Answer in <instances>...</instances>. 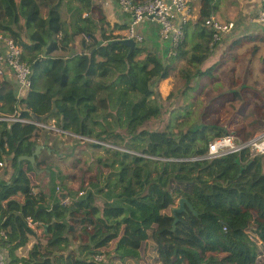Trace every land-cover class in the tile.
I'll return each mask as SVG.
<instances>
[{"label": "trees", "instance_id": "1", "mask_svg": "<svg viewBox=\"0 0 264 264\" xmlns=\"http://www.w3.org/2000/svg\"><path fill=\"white\" fill-rule=\"evenodd\" d=\"M147 1L132 0L135 6ZM65 5L70 23L62 14ZM100 11L93 0H0V35L23 48L32 69L25 99L0 78V113L18 112L30 121L36 115L46 126L53 119L82 151L107 154L93 159L109 171L102 178L98 167L75 190L43 159L59 152L50 144L34 164L19 161L34 155L49 130L0 122V168L13 170L8 180L0 176V229L6 231L0 245L16 264H264V156L254 158L247 149L199 159L218 138L249 141L264 131V83L233 81L213 99L221 111L212 124L204 119L217 115V106L209 103L190 122L189 101L170 110L165 130L145 126L167 113L163 105L173 97L163 100L157 86L171 78L177 63L185 99L195 83L215 79L218 63L212 61L225 51L205 25L213 0H203L198 22L185 27L183 42L164 57L145 45L144 36L135 49L120 43L126 36L115 35ZM260 43L262 36L241 37L224 54L246 47L255 57ZM74 153L73 147L58 159ZM13 154L6 166L5 157ZM38 170L48 175L39 187L31 178ZM180 199L199 215L187 209L174 228ZM29 221L40 226L34 230ZM251 223L257 236L249 239ZM20 248L28 249L27 257H18Z\"/></svg>", "mask_w": 264, "mask_h": 264}, {"label": "rangeland", "instance_id": "2", "mask_svg": "<svg viewBox=\"0 0 264 264\" xmlns=\"http://www.w3.org/2000/svg\"><path fill=\"white\" fill-rule=\"evenodd\" d=\"M196 7V3L194 2V8ZM99 11V10H98ZM101 12V11H100ZM100 12H97V16L100 15ZM103 13V12H102ZM34 31V29L32 30ZM34 33V32H32ZM232 38L233 36L230 35ZM235 37V36H234ZM25 40V36H24ZM223 49L220 51L227 52L228 47H230L228 42L226 41L222 42L221 45H223ZM252 48V46H247ZM246 47H243L241 49H238L235 51V56H228L227 54H220L217 59H214L212 63L217 62V72L215 74V79L213 81H209L208 79H204L202 84L198 85L195 83L194 86L196 89L192 91L193 96H188L186 99L183 98L181 95L180 90L183 88L184 82L179 75V71L182 68V65L176 64L175 71L171 78H169L167 81L160 83L157 86L158 91L160 92L163 100H168L170 95H172V100H168L166 103H164L163 108L167 111V113H164V117L161 120H154L149 123H147L145 126L148 130H165L168 122H169V113L171 109H180L183 107H186L188 105L187 102L190 101V110L191 115L187 120L196 121L199 116L206 111V106L211 103L214 106L218 105V102L213 99H215L217 96L221 94L223 91H227L232 88L233 81L236 80H243V85L245 86L246 83H263L264 82V64L263 59L259 57L261 53V49L259 50L257 56H252L250 53L246 52ZM227 55V56H226ZM244 55L245 57H243ZM176 97V98H174ZM192 97V98H191ZM172 101L174 104H172ZM220 105L217 106V115L216 114H210L207 118L204 119V123L206 124H212L216 120H219V114L221 111ZM165 111V112H166ZM179 111V110H177ZM179 113V112H177ZM179 115V114H177ZM176 117V114L175 116ZM178 117V116H177ZM175 118L174 126L177 124L178 118ZM53 119H49L48 123L51 124L52 122L55 123V121H52ZM220 122V121H219ZM44 125V124H43ZM52 125V124H51ZM43 129L49 130L50 132H47V138H44L43 141H41L42 149L45 147V145L50 144L52 147L57 148L59 152H55L56 154H44L43 159L48 160V165H52L55 170L59 169L63 172L64 176L67 178L66 182L67 184L72 187L75 190H79L82 186V182L85 181V183L90 182V180L95 177L98 173V167L102 168V175L103 177L108 176L109 171L106 168H103L99 163L94 160L95 158L101 154H104L106 157L107 154H105L103 151L100 150H89V152L82 151L83 149L78 148L75 146L74 140L70 139L68 135H63L62 132L58 129L56 125H54L55 129H50L48 126H39ZM50 136V137H49ZM73 147L75 148V153L73 156H67L63 160H59L58 158L62 156L65 152H70ZM90 153H93V156H90ZM108 156V155H107ZM94 158V159H93ZM45 169V167H44ZM44 172H47L46 170H38L37 175L38 178L31 176L33 184L34 185H46L48 183V175L44 174ZM6 173V174H5ZM13 173V170L10 168H1V175H3V178L8 180L11 178V175ZM44 175V176H43ZM45 177V178H44ZM37 187V188H38ZM39 192L38 189H35V194ZM191 210L196 211L193 207ZM190 210V211H191ZM37 225V224H36ZM40 225H37L34 230H37V227ZM253 228H249L246 230L249 233L255 230V225L252 226ZM257 229V228H256ZM32 244L34 245V240H31ZM30 244V247L31 245ZM28 250L27 249H21L19 256L20 258H25V256H28Z\"/></svg>", "mask_w": 264, "mask_h": 264}, {"label": "built area", "instance_id": "3", "mask_svg": "<svg viewBox=\"0 0 264 264\" xmlns=\"http://www.w3.org/2000/svg\"><path fill=\"white\" fill-rule=\"evenodd\" d=\"M119 5L125 12L130 13L133 18L126 38L140 43L143 41V36L138 32L137 28L146 20L152 19L160 27L161 39L169 41L172 47H176L183 42L185 27L192 19V11L187 0H149L139 6H135L132 0H119ZM258 22L264 24V0H261ZM205 25L213 32L215 42L225 39L236 29L235 23L222 22L215 17L207 19ZM0 45L4 46V50L0 54V77L8 72H12L15 75L19 86V97H17L18 100H21V96L31 89V66L23 60V48L17 45L12 38L0 35ZM0 122L33 123L38 126H46L23 118L18 112L13 115L0 113ZM51 124L48 125V128L58 131L54 127L55 123L52 122ZM247 149L251 151L254 158L264 156V131L249 141H240L232 135L218 138L209 144L207 154L199 159H216L240 153ZM2 165L0 164V166ZM29 225L33 229L37 226L32 221H29ZM4 239H6V231L0 229V240ZM0 264H16L12 262L9 251L1 245Z\"/></svg>", "mask_w": 264, "mask_h": 264}, {"label": "crops", "instance_id": "4", "mask_svg": "<svg viewBox=\"0 0 264 264\" xmlns=\"http://www.w3.org/2000/svg\"><path fill=\"white\" fill-rule=\"evenodd\" d=\"M187 1L192 11V19L189 24H192L193 27L194 24H196L199 20L200 12L203 6V0H187ZM93 2L94 5L103 12L107 21L110 23L112 29L115 30L114 34L117 36H123V37L126 36L127 31L133 21V18L130 13H127L123 9H121L119 5V0H93ZM194 2L196 3L195 8H194ZM213 7H214V13L212 15L213 17L217 18L222 22L235 23L236 29L231 34L233 37L231 38L229 35L225 39H223L226 41V43L228 42V44H230L235 39H239L241 37L250 36V35L264 37V24L258 22L259 12L261 10V0H213ZM62 14L64 18L68 21V23H70L72 18L67 12L66 5L62 8ZM84 15H86V13ZM137 29L138 32L141 33L142 36H144L145 45L149 49L161 55L162 57L167 55L169 49H171V44L169 41H164L161 39L160 27L154 20L152 19L146 20ZM224 45L225 44L222 45V49ZM74 48L76 49V47ZM259 48L261 49V53L259 51L260 53L259 57L263 59L264 43H260ZM3 50H4V46L0 45V54L3 52ZM223 52L221 51V53ZM58 55H62V54L58 53ZM0 78L1 80H4L6 83H8V85L12 87V90L15 91V93H17V96L19 97V86L16 82L15 75L12 72H8ZM248 84L253 85L255 83L253 82ZM28 93L29 92L22 95L21 98L25 99ZM0 173H1V168H0ZM0 176L3 175L0 174ZM19 200L23 201L22 198H20ZM196 201H198V199H196ZM253 225L255 224L251 223L248 229L250 227L253 228L252 227ZM255 227L257 228L256 225ZM256 228L254 231L250 233L248 231L246 232L248 234L249 239H251L254 236H257ZM260 247H261L260 250H262L264 245ZM29 248L30 245L28 249ZM21 249L24 248H20L17 251V255L20 254ZM18 257L21 256L18 255Z\"/></svg>", "mask_w": 264, "mask_h": 264}, {"label": "water", "instance_id": "5", "mask_svg": "<svg viewBox=\"0 0 264 264\" xmlns=\"http://www.w3.org/2000/svg\"><path fill=\"white\" fill-rule=\"evenodd\" d=\"M120 43L124 44V45H127L129 47H131V49H135L137 43L135 40L133 39H124L122 41H120ZM32 118L35 122H40V118L36 115H32ZM42 149V146L41 145H38L36 147V151L34 153L33 156L31 157H28V156H22L19 158V161L20 162H24V161H30L32 164L35 163V156L39 154V152L41 151ZM15 157V154H13L11 157H5V165L7 166L9 164V162H11L13 160V158ZM187 209H192V205L191 203L187 200V199H180L179 200V205L176 209H174V214L176 216V220H175V223H174V228L176 227V224L177 222L179 221V217L177 215H180V214H183L187 211ZM192 213L196 216H198L199 214L194 211V210H191Z\"/></svg>", "mask_w": 264, "mask_h": 264}]
</instances>
